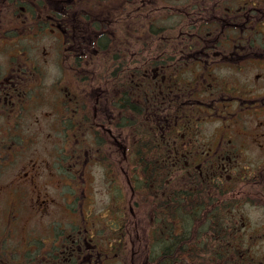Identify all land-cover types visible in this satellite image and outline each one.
I'll list each match as a JSON object with an SVG mask.
<instances>
[{"label": "flooded vegetation", "instance_id": "af4514ba", "mask_svg": "<svg viewBox=\"0 0 264 264\" xmlns=\"http://www.w3.org/2000/svg\"><path fill=\"white\" fill-rule=\"evenodd\" d=\"M158 4H161V0H0V171L8 166V161L13 163L25 155L31 139L26 141L27 136L20 127L30 103L34 101V98L28 97L32 93L44 91L38 85L46 71L39 53L31 57L35 47L30 41L37 43L44 38L47 46L40 43V48L47 53L46 47H50L57 53V67L61 50L67 58L78 60L79 63H107L101 62L99 70H94L82 84H77L80 89L78 93L74 90L72 92L71 83L75 77L71 69H68L69 66H66L65 73H60L57 80L59 95L60 89L71 93L67 100L57 98L58 103H65L66 109L63 112L68 114V117L65 113L61 115L63 130L71 124L73 136L77 140L82 138V142L78 143L80 145L84 146V143L91 140L101 143L106 159L127 150L124 143L129 141V136L125 126H135L138 121L141 80L143 84L149 80L148 84L151 85L156 78L162 77L168 86L169 92L164 96L169 108H172L173 103L178 105L183 98L178 93L180 86L172 83L170 60L176 58V64H181L182 59L200 64L203 70L194 78L206 81L216 63H238L243 67L255 63L264 64V0H185L179 1L183 5L178 7L175 14L170 15L156 13L160 7ZM146 13L149 16L143 18ZM171 17L173 21L170 23ZM162 20L167 23L164 25ZM177 28L180 30L178 36H167L163 43L175 42L173 52L145 42L144 37H154L156 30L170 32ZM177 37L179 40H176ZM225 38H228L227 41H224ZM109 63L120 65L108 70ZM73 70V73L80 71L77 65ZM108 76L118 80L117 86L111 82L108 87ZM123 78L126 87L132 91L131 100L126 103ZM33 81L38 84L33 85ZM93 91L97 95H93ZM175 91L177 93L173 97L172 92ZM231 97L237 101L240 109L245 108L247 112L264 106V98L259 102L256 98L243 95ZM214 106L217 107L218 103L215 102ZM129 107L132 109L131 116L127 113ZM219 114L209 113L210 116ZM188 121V125H185L177 116L172 118V113H169L162 123L166 132L174 134L178 127L181 133L180 137L177 135L174 138L172 145L168 143V154L174 156L175 164L178 165L174 173L169 172V175L172 174L164 193L167 209L171 208L172 201H179V218L184 223L182 225L179 222L180 232L188 230V218H191V232L205 229L212 239H218L220 236L215 230L220 229L218 226L222 220L221 227L227 225L231 235L237 233L247 239L245 231L237 224L235 206L240 208L257 202L264 206V132L256 133V138L251 141L261 154L259 162L254 164L253 169L238 168L234 163L243 150L233 144L230 136L219 134L215 141L201 142L199 134L188 135V127L195 126L192 124L194 120ZM259 127L260 124L257 125ZM88 135L91 137L87 138ZM250 140H245L246 147ZM104 143L110 144L109 148ZM112 145H115V149ZM121 149H124L123 152ZM79 152L78 147L65 155L74 160L70 163V171L78 180L76 183H66L67 188L72 190L67 209L74 218H83L87 222L90 216L84 211L85 169H78ZM91 160V157L86 158V164ZM115 168L108 170L112 174ZM26 169L25 173L31 168L22 167V170ZM239 169L242 171L239 172ZM62 173L68 179L69 175ZM231 180L236 184H232ZM32 193L37 192L26 189L19 195L23 199L22 206L26 207L25 201H32V209L47 212L52 199L40 193L34 197ZM166 229H169V224ZM261 229L262 234H258ZM261 229L255 231L253 237H248V251L253 245L251 241L263 237L264 226ZM71 230L58 237V243L48 248L50 253L57 250L64 255V262L59 263L51 258L46 261L44 257L41 262L36 259V262L27 260L22 264H103L104 260L110 258V250L94 243L84 224L77 225L76 221ZM204 238L209 237L203 236L202 241ZM224 249L227 247L213 244L207 248V252L218 253ZM40 255H49L48 250Z\"/></svg>", "mask_w": 264, "mask_h": 264}, {"label": "rangeland", "instance_id": "374dc122", "mask_svg": "<svg viewBox=\"0 0 264 264\" xmlns=\"http://www.w3.org/2000/svg\"><path fill=\"white\" fill-rule=\"evenodd\" d=\"M179 1L184 2L185 0ZM179 1L161 0V4H158L160 5L159 11L156 13L161 15L175 14L178 7L183 5L179 4ZM148 16L149 14L146 13L143 18ZM162 22L164 25L167 23L165 20H162ZM179 33V28L170 32L156 30L154 37L149 36L144 37V39L145 42L148 41L149 45H159L163 49L173 52L175 42L166 45L163 43H165L167 36L176 37ZM257 36H260V34L257 33ZM227 39L225 38L224 41H227ZM176 40H179V38L177 37ZM30 42L35 47L31 57L39 53V58L44 64L46 72L40 85H38V88L41 86L40 89L44 91L37 94L32 93L31 97H28V99L34 98V101L30 103L27 115L24 116L22 127H20V130L27 136L26 141L31 139L28 142L25 155L14 160L13 163L8 161V166L0 171V244L3 243L2 247L6 251V253H3L5 264H10L8 262L9 257H6L8 250H16L15 256L20 259L22 255H27L26 251L29 246L34 248L35 245H38V242L42 246L50 245L55 235L60 233L66 235L71 232L70 223L76 221L77 225L84 224L88 228V235L92 237L94 243L96 242L110 250V258L104 260L103 264L146 263L149 256L159 252L157 238L161 235V230H158L157 221L155 220L159 218L160 210L157 208L152 196L146 200L147 196L143 195L144 182H142L140 172L134 169L136 164L132 142L127 143V146L129 147L130 144L131 148L126 155L120 152V155H123L122 158L117 154L105 160L101 143L91 140L84 143V146L80 145L78 143L82 142V138L77 140L73 136L74 129L71 124L69 127L65 126L64 130L61 126L62 113H65L67 117L68 114L63 112L66 109L64 107L65 103H58L57 98L67 100L71 93L69 90L61 91L60 89V95L58 94L57 80L60 73L64 74L67 69L66 66H69L68 69H71V74L75 77L74 82L71 83L72 92L74 90L75 93H78L80 89L77 84H82L84 79L92 74L94 70H99L102 65L101 62H106L79 63L78 60L74 61L67 58L61 50L57 67V53L51 50L50 47H46L47 53L44 52L42 47L40 48V43L47 46L44 38L37 41V43ZM176 60V58L170 60L171 65L177 63ZM181 61V64H177V68L174 69L173 75L179 76L180 80L186 84L185 87L190 89L188 90V96L191 98L189 106H192H188L184 110L182 118L191 119L195 115L192 124L195 125L193 127L197 131L193 134H199L198 137L201 142L215 141L219 134L230 136L233 144L243 150V153L236 158L234 164L238 168L253 169L254 164L259 162L261 154L251 144V141L252 138H256V133L259 131L264 132V106L247 112L245 108L240 109L237 101L232 100L231 96L238 95L236 92L241 90L242 93L240 94L243 97H253L260 102V99L264 98V64L255 63L249 67H237L229 63H216L212 67L209 80L206 81L202 78H194L203 70L200 64L195 62L189 64V62H185L188 61L186 59ZM76 65L80 71L73 73ZM85 73L88 75H85ZM71 74L69 72V75ZM83 74L84 77H82ZM106 80L108 87H110L111 81L108 80V77ZM162 81L164 82V79ZM148 83L149 80L145 82V85ZM37 84L38 82L33 81V85ZM99 84L101 85V83ZM103 86L105 87V84ZM92 94L97 95V92L93 91ZM201 100L203 103H201ZM215 102L218 103V106H221L215 107ZM224 103H226L225 107ZM203 104L207 105L202 106ZM149 107L144 106L146 112ZM148 113L152 114L150 111ZM209 113L225 114L227 120L224 123L220 116L208 117ZM200 120L203 121L200 122ZM188 123L189 121L185 122V125H188ZM258 124H260L259 128H257ZM90 137L88 135L87 138ZM250 138L248 147H246L244 142ZM75 144H78V146H75ZM103 145L106 148L110 146L106 143ZM78 147L80 148L77 155V159L80 161L78 169H85L83 174V187L86 195V197H83L84 211L90 216V218H87V222L83 218L71 216L67 209V203L71 202L72 190L65 186L61 188L66 180L74 183L78 181L70 171V163L74 160L65 156ZM85 147H87V155L85 154ZM112 148L115 149V145H112ZM123 150L121 149L122 152ZM88 157H91L92 160L86 164L85 161ZM104 161L105 164L112 165L111 167L108 166L109 168L119 165L117 177L109 175L110 171ZM24 166L31 169L25 173L27 169L22 170ZM240 171L242 170L239 169ZM62 172L69 175L68 179ZM77 173H79L78 170ZM231 183L236 184L234 180H231ZM26 189L28 191L33 189L37 193L52 199L45 215H41L45 212H39L37 209L31 208L32 201H25L26 207L22 206L23 199L19 195ZM36 194L32 193L34 197H36ZM66 198H68V201L65 200ZM11 206L13 208L12 212ZM235 214L237 224L239 223L241 229L245 231L247 239L245 238L244 245L246 246L249 242L248 237L251 235L253 237L255 231L264 226V206L259 205L258 202L256 204H246L240 208L237 205L235 206ZM124 216L127 218H124ZM179 217H167L172 220L169 223L167 221V224L171 225L175 221L177 222L176 229L179 230L181 226L179 222L182 223L183 221ZM151 218L155 219L152 220ZM124 224L125 230L122 231L121 227ZM262 232L261 229L258 234H262ZM192 234L190 238H195L196 241L194 230ZM207 234V231L196 232L197 237L199 235L201 237L207 236ZM166 236H169V233H165ZM200 241L201 239H199V243ZM251 243L253 245L248 253L251 254L253 259L258 260L257 264H262L264 261V235L261 238H255ZM116 244H118V248ZM197 248L200 249L201 247L197 246ZM193 252L203 253L204 251Z\"/></svg>", "mask_w": 264, "mask_h": 264}, {"label": "trees", "instance_id": "16d2710c", "mask_svg": "<svg viewBox=\"0 0 264 264\" xmlns=\"http://www.w3.org/2000/svg\"><path fill=\"white\" fill-rule=\"evenodd\" d=\"M170 19L171 23L173 18L171 17ZM142 24L143 21H141V25ZM158 64L159 63H156V65ZM119 65L120 64L118 63H109L107 69L113 70V68H116ZM108 80L115 83L117 86L118 80L115 77L108 76ZM172 83L173 85H175L174 83H177L180 88H185L183 84H180L174 79H172ZM122 86L124 88V97L126 103L127 100L128 102L131 100L132 91L126 87L127 85L125 84V78H123ZM128 86L130 87L131 84ZM166 87L164 84H161L156 80L155 83L151 85H145V83L143 84L141 80L139 86L140 96H138L140 100L138 106L139 116L138 121L135 122L136 129L131 130V126H125L127 129H129L128 135L131 138L133 145L132 150L135 153L134 162L136 164V169L140 172L142 182H144L143 195L147 196L146 200L152 196L157 208L160 210L159 218H156L155 220L157 221L158 230H161V235H159L157 238L159 252L147 258L148 264H257L258 260L253 259L251 254L248 253V246L244 245L245 236L241 234L237 235V233L234 236L231 235L230 231H228L227 225L221 227L223 223L222 220L219 222L218 226V229H220L218 231L215 230L218 232V236H220L218 239H212V237L207 234L206 237L209 238H204L202 241V237L200 235L197 237L195 230L194 232L196 241L195 238L191 239V226L193 224V220H191V218H188L189 225L187 231L184 230L183 232H180L178 229H176L177 222L175 221L169 225L168 230H165V224H167V221L168 223L172 221L167 217L179 216V201H172L170 209H167V202L164 201L165 189L166 186L168 187L167 181L169 176L174 173L175 167H177L176 165H178L175 164V160L170 159V155L168 154V143L172 145L174 138L177 137V135L178 137L181 135L180 131H178V127L174 130L173 134L171 132H166V127L164 124H161L169 114V108L165 109L167 107L166 105H168L164 96L168 92V86ZM175 93L177 92H172L173 97ZM146 96H148L147 99L152 97V101H155L156 104V106H150L147 112L144 108ZM158 100L161 101L159 104L157 103ZM148 111H150L152 114H149ZM127 113L130 116L132 115V109L130 107L127 110ZM173 113L178 115V110L176 109ZM188 128L189 134H193L195 131H197V129H195L193 126H189ZM171 137L173 138L171 139ZM170 171L172 173L169 175ZM117 173L118 171L113 172L114 175H117ZM156 210L158 211V209ZM124 218L127 217L124 216ZM151 219L153 220L155 218ZM125 224L123 227H121L122 231L125 230ZM181 224L184 225L183 222ZM198 231L201 233L208 230L201 229ZM165 233H169L170 235L165 237ZM199 239H201L200 243ZM213 244L214 246L227 247V249H224L225 251L218 253L207 252V248L210 246L212 247ZM197 246L201 248L198 249ZM116 247L118 248V244H116ZM233 248H235V250ZM202 250L204 251L203 253L193 252ZM55 251L56 252H51L49 255L45 256L46 261L50 260L51 258L53 261L55 260L59 263L64 262V255H61V253L57 250ZM15 254L16 253L13 252L10 255H6V257H9V259L11 258V260H9L10 263L19 264L21 260H18ZM22 257L29 262H36V259H39L40 262L44 260V255L41 256L39 252L35 254L27 253V255H22ZM2 261L3 258L1 257V262ZM46 261L44 263H46ZM147 262L143 264H147ZM262 264H264V261Z\"/></svg>", "mask_w": 264, "mask_h": 264}]
</instances>
